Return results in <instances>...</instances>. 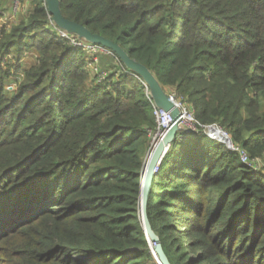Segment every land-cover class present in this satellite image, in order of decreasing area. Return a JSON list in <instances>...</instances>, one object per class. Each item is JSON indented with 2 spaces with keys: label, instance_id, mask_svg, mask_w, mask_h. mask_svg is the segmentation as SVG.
<instances>
[{
  "label": "trees",
  "instance_id": "16d2710c",
  "mask_svg": "<svg viewBox=\"0 0 264 264\" xmlns=\"http://www.w3.org/2000/svg\"><path fill=\"white\" fill-rule=\"evenodd\" d=\"M32 3L0 34V264H160L139 216L157 126L147 86L116 55L121 68L96 83L86 51L51 26L46 0ZM59 7L264 165V0ZM32 49L38 62L24 69ZM23 71L9 97L6 82ZM147 215L171 264H264V166L252 171L202 131L172 141Z\"/></svg>",
  "mask_w": 264,
  "mask_h": 264
},
{
  "label": "water",
  "instance_id": "95a60500",
  "mask_svg": "<svg viewBox=\"0 0 264 264\" xmlns=\"http://www.w3.org/2000/svg\"><path fill=\"white\" fill-rule=\"evenodd\" d=\"M46 3L48 11L53 18V22L59 29L65 30L67 32H74L75 34L84 38L86 41L100 44L111 50L129 70H132L141 76L145 85L147 86L150 98L155 103V105L158 107L166 108L171 112L173 122L171 123L168 131L156 143L154 150L148 157L146 169L141 179L139 209L141 225L147 239L151 244H153L152 249L155 258L160 262V264H171L163 249L160 237L150 225L147 215V200L152 179L156 174V168L161 164L163 157L165 156L166 152L171 146L172 141L174 140V138H176L179 132L180 111L168 99L167 93L163 91L149 69L143 64L131 58L128 52L124 50L119 44L99 34L91 32L89 29L78 22L66 18L61 13L59 0H46Z\"/></svg>",
  "mask_w": 264,
  "mask_h": 264
},
{
  "label": "built area",
  "instance_id": "2783aa9c",
  "mask_svg": "<svg viewBox=\"0 0 264 264\" xmlns=\"http://www.w3.org/2000/svg\"><path fill=\"white\" fill-rule=\"evenodd\" d=\"M51 24L58 29V32L62 37L70 41L72 46L82 47L86 51L87 66L91 75L94 76L96 83H103L108 75L107 72L100 68V58L98 54L104 53L106 55H112V51L100 44L84 41L78 37L70 35L67 31L57 28L53 21H51ZM167 96L174 106L180 111L179 132L177 137L183 138L189 133L202 131L209 138L223 143L230 151L237 152L241 161L244 164L249 165L252 168V171L259 172L262 169L264 166L262 160L259 158L252 160L245 149L233 142L227 130L217 124H201L196 117L194 106L188 103L183 96H179L175 91L167 92ZM151 102L155 110L157 126L155 131L150 132V148L148 155L145 158L143 173L146 169L150 153L154 150L156 143L168 131L171 123L173 122V117L169 110L156 106L152 99ZM158 169L159 166L156 168V172Z\"/></svg>",
  "mask_w": 264,
  "mask_h": 264
},
{
  "label": "crops",
  "instance_id": "0c3cea01",
  "mask_svg": "<svg viewBox=\"0 0 264 264\" xmlns=\"http://www.w3.org/2000/svg\"><path fill=\"white\" fill-rule=\"evenodd\" d=\"M33 5L34 4L32 3V0H4V11H3V13H5V15H6L7 18H12V16H13L12 13H18L20 15L22 14L23 15V18H25L29 13L32 12L33 7H34ZM17 21L18 20L16 19L15 23ZM14 24H11V26L14 25ZM6 26H10V25H6ZM4 28H9V27H4ZM27 55H29V56L31 55V65L25 67L24 64L23 65L21 64L24 69H28L31 66L35 65L38 62V59H39V53L35 49H32ZM107 58H109V57H107ZM110 63L113 66H110L107 63H103L102 60H101L99 65H101L100 68L102 70H104V71L107 70L108 72L109 71H115L116 72L122 66L121 63L118 60H115L114 58L113 59H110ZM19 74H21V81H23V79L25 78V72L23 71V72H21ZM21 81H19L17 83V88H18V84ZM17 88L15 89L14 93L16 92ZM7 95L9 97L12 96L10 94H7ZM263 109H264V106H263Z\"/></svg>",
  "mask_w": 264,
  "mask_h": 264
},
{
  "label": "rangeland",
  "instance_id": "374dc122",
  "mask_svg": "<svg viewBox=\"0 0 264 264\" xmlns=\"http://www.w3.org/2000/svg\"><path fill=\"white\" fill-rule=\"evenodd\" d=\"M12 14H13L12 18H7L5 13H0V34H1V32H2L4 27H9L10 28L11 24H14L16 19L18 20L16 23H18L19 21H21L23 19V15L22 14L21 15L18 14V13H12ZM6 25H10V26H6ZM51 26L53 27V29H56L52 24H51ZM56 30L58 31V29H56ZM98 55H99L100 61L102 60L103 63H107L110 66H113L110 63V59L114 58L115 60H118L114 53L112 55H106L104 53H99ZM107 57H109L110 59L107 58ZM21 64L22 65L24 64L25 67L31 65V55L30 56L26 55L25 58L21 60ZM105 72H107V75H109V73H110V71L108 72L107 70ZM92 77H93V80H94V76H92ZM19 81H21V74L18 73L16 75H14L13 77H11L6 82V93L12 95L14 93L15 89L17 88V83ZM262 105L264 106V102L262 103Z\"/></svg>",
  "mask_w": 264,
  "mask_h": 264
},
{
  "label": "bare ground",
  "instance_id": "6f19581e",
  "mask_svg": "<svg viewBox=\"0 0 264 264\" xmlns=\"http://www.w3.org/2000/svg\"><path fill=\"white\" fill-rule=\"evenodd\" d=\"M152 245V247H153V244H151Z\"/></svg>",
  "mask_w": 264,
  "mask_h": 264
}]
</instances>
